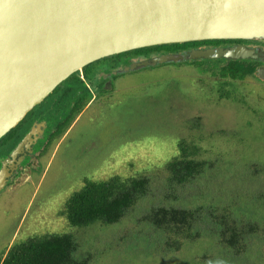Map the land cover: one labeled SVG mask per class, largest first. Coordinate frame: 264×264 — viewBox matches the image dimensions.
<instances>
[{"label": "rangeland", "instance_id": "rangeland-1", "mask_svg": "<svg viewBox=\"0 0 264 264\" xmlns=\"http://www.w3.org/2000/svg\"><path fill=\"white\" fill-rule=\"evenodd\" d=\"M212 66L125 73L75 118L49 116L58 133L35 147L41 156L27 158L0 195V261L32 237L70 234L75 259L88 264H264V79L235 83L220 98ZM22 139L1 141L0 158ZM181 141L207 163L186 185L173 183L167 167ZM112 177L147 178L148 193L117 224L70 226L66 201L86 180ZM160 208L197 212V240L178 249L151 222ZM232 235L234 251L224 244Z\"/></svg>", "mask_w": 264, "mask_h": 264}, {"label": "water", "instance_id": "water-1", "mask_svg": "<svg viewBox=\"0 0 264 264\" xmlns=\"http://www.w3.org/2000/svg\"><path fill=\"white\" fill-rule=\"evenodd\" d=\"M220 41L264 43V0H0V142L58 87L98 61ZM253 52L241 46L164 54L125 72L188 59H247ZM32 136L1 159L0 195L31 158Z\"/></svg>", "mask_w": 264, "mask_h": 264}, {"label": "trees", "instance_id": "trees-1", "mask_svg": "<svg viewBox=\"0 0 264 264\" xmlns=\"http://www.w3.org/2000/svg\"><path fill=\"white\" fill-rule=\"evenodd\" d=\"M192 44L144 49L108 60L116 63L114 67H118L121 59L184 49ZM188 64L200 65V62ZM254 69V66L234 61L213 70L211 75L215 79L213 82L218 85L220 98L231 97L229 87L252 78ZM15 132L12 131L4 142L13 138ZM197 155V146L184 141L179 142L178 154L167 165L173 183L186 185L204 173L207 163L201 161ZM149 184L147 178L128 180L112 177L100 182L86 180L84 186L66 201L62 214L70 226L77 228L88 227L98 222L117 224L128 210L134 208L138 201L147 195ZM150 218L153 226L165 232L178 249L180 245L197 240L199 223L197 212L188 209L160 208L153 211ZM224 244L227 250L234 251L240 243L235 235H232L231 238L224 239ZM75 248L74 238L70 234L32 237L12 246L0 264H88L87 259L80 261L75 259Z\"/></svg>", "mask_w": 264, "mask_h": 264}, {"label": "flooded vegetation", "instance_id": "flooded-vegetation-1", "mask_svg": "<svg viewBox=\"0 0 264 264\" xmlns=\"http://www.w3.org/2000/svg\"><path fill=\"white\" fill-rule=\"evenodd\" d=\"M246 47L249 50L254 51L252 56L247 59L240 60H230L225 58H214V59H198L192 60L188 59L183 61L184 63H193L200 62V65L205 66L212 64L218 68L229 65L231 62L239 61L246 63L247 65L254 66V76L259 77L263 80L262 75L259 73L260 70L264 69V43L261 42H251V41H220V42H199L192 44L184 49H174L173 51H161L160 53H153L149 56L140 55L138 57H131L121 59L119 61V66L114 67L116 63L104 59L100 62H96L83 71L72 76L67 82L62 84L58 89L45 100L40 106L32 110L26 118L15 128L16 131L13 136V143L17 139H22L27 135H33L32 139H35V144L33 145V153L28 157H40V154L35 153V147L41 142L46 141L56 135L57 128L53 127L50 129V121L54 123V120L51 118L57 114H60L64 111H67L68 114H71L70 119L75 118L76 114L82 111L85 107L94 102L96 98H99L107 92H104L103 89L105 86H108L111 90L114 91L111 83H114L119 77L123 76L126 72L125 69L131 66L135 62L145 61L147 59L157 57L164 54H185L194 50H205V51H217V50H229L239 47ZM110 59V58H109ZM181 62V63H183ZM180 62H175V64ZM264 71V70H263ZM114 73H117L116 75ZM130 73V72H129ZM264 73V72H263ZM262 73V74H263ZM264 75V74H263ZM47 100H49L47 102ZM49 103V107L45 111H42L41 108L46 106ZM46 104V105H45ZM50 116V121L47 119ZM63 121H59L58 125H62ZM49 131V133H48ZM48 133V134H47ZM19 143V142H18ZM17 143V144H18ZM16 144V146H17ZM15 146V147H16ZM10 148V145L5 148V157H8L9 154L15 149ZM2 156V154H1ZM0 156V157H1ZM2 158H0L1 161ZM25 162V161H24ZM23 162V163H24ZM31 162V160H30ZM22 163V164H23ZM15 171L14 177L18 176L20 173L21 166Z\"/></svg>", "mask_w": 264, "mask_h": 264}]
</instances>
